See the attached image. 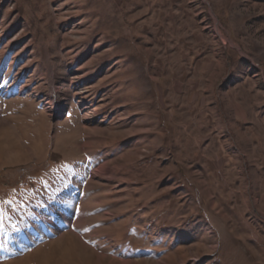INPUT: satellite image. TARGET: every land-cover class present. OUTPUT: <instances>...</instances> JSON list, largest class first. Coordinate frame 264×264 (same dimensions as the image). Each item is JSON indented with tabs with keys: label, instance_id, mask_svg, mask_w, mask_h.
Returning a JSON list of instances; mask_svg holds the SVG:
<instances>
[{
	"label": "rangeland",
	"instance_id": "obj_1",
	"mask_svg": "<svg viewBox=\"0 0 264 264\" xmlns=\"http://www.w3.org/2000/svg\"><path fill=\"white\" fill-rule=\"evenodd\" d=\"M0 264H264V0H0Z\"/></svg>",
	"mask_w": 264,
	"mask_h": 264
}]
</instances>
